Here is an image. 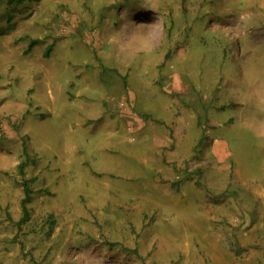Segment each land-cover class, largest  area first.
<instances>
[{
  "label": "rangeland",
  "instance_id": "rangeland-1",
  "mask_svg": "<svg viewBox=\"0 0 264 264\" xmlns=\"http://www.w3.org/2000/svg\"><path fill=\"white\" fill-rule=\"evenodd\" d=\"M0 264H264V0H0Z\"/></svg>",
  "mask_w": 264,
  "mask_h": 264
},
{
  "label": "trees",
  "instance_id": "trees-1",
  "mask_svg": "<svg viewBox=\"0 0 264 264\" xmlns=\"http://www.w3.org/2000/svg\"><path fill=\"white\" fill-rule=\"evenodd\" d=\"M21 1H23V0H21ZM33 44H35V41H33ZM24 154L27 155L26 153H24ZM24 166H25L24 162H21V163H19L17 165V169H18L20 175L23 174ZM21 184H22V192H23V197H22V199L20 201V207H21L22 216L17 222V227L18 228H20L21 225L24 224L29 218L27 205L31 201V193H30V188L28 186V182L27 181H22Z\"/></svg>",
  "mask_w": 264,
  "mask_h": 264
},
{
  "label": "crops",
  "instance_id": "crops-1",
  "mask_svg": "<svg viewBox=\"0 0 264 264\" xmlns=\"http://www.w3.org/2000/svg\"><path fill=\"white\" fill-rule=\"evenodd\" d=\"M138 124V126H137V128H139V127H144L145 126V124L143 123V122H140V123H137ZM164 139L166 140V141H168V139H170L169 137H164ZM161 142V139L160 138H158V143H160Z\"/></svg>",
  "mask_w": 264,
  "mask_h": 264
}]
</instances>
